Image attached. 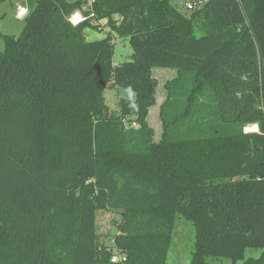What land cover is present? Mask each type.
Wrapping results in <instances>:
<instances>
[{
	"label": "trees",
	"instance_id": "trees-1",
	"mask_svg": "<svg viewBox=\"0 0 264 264\" xmlns=\"http://www.w3.org/2000/svg\"><path fill=\"white\" fill-rule=\"evenodd\" d=\"M190 12L172 0H37L18 37L0 34V264H115L116 253L117 264H167L179 216L196 228L192 264H237L247 249L263 254L243 264H263L264 0ZM102 20L111 31L87 40ZM116 37L133 49L119 65ZM154 69L176 72L158 141ZM129 86L135 98L112 112L105 90ZM102 209L122 216L112 245L97 233Z\"/></svg>",
	"mask_w": 264,
	"mask_h": 264
},
{
	"label": "rangeland",
	"instance_id": "rangeland-1",
	"mask_svg": "<svg viewBox=\"0 0 264 264\" xmlns=\"http://www.w3.org/2000/svg\"><path fill=\"white\" fill-rule=\"evenodd\" d=\"M69 2H75L77 0H68ZM37 0H7L0 4V34L10 35L18 37L23 30V20L26 18L29 12H31L36 6ZM179 5V4H178ZM180 6V5H179ZM181 7V6H180ZM187 16L191 15V12L186 9H180ZM24 12V15L20 14ZM74 14L70 18V22L76 26L77 18H73ZM108 31L111 28L108 26L106 20L100 21L92 28L85 30V36L87 40H97L108 35ZM0 49H4V41L0 36ZM133 49L128 39L115 38V51H114V64L119 65L124 62L130 61ZM153 77L158 81V87L156 92V106H154L148 116V124L155 131V141H158L162 133V122L159 116L160 105L167 97V90L165 85L168 81L176 77V72L173 70L154 69L152 71ZM106 98V104L112 112L118 113L119 111V99H134L135 94L128 90L121 88L109 87L105 90L104 94ZM133 126V125H132ZM134 127V126H133ZM137 124L136 127L137 128ZM122 221L120 213L111 212L106 209L99 210L97 213V233L101 237V240L106 245H112V238L118 233L117 225ZM177 224L173 230L172 243L170 246L167 264H192V253L195 247L196 228L191 221H187L183 217L177 218ZM263 254L261 249H247L244 261H238L237 264H243L248 259H260ZM211 264H232L230 259L218 258L210 259ZM264 264V262H263Z\"/></svg>",
	"mask_w": 264,
	"mask_h": 264
},
{
	"label": "built area",
	"instance_id": "built-area-1",
	"mask_svg": "<svg viewBox=\"0 0 264 264\" xmlns=\"http://www.w3.org/2000/svg\"><path fill=\"white\" fill-rule=\"evenodd\" d=\"M94 1H90L89 2V5L91 6L92 3ZM194 8V6L192 4H188L187 5V9L188 10H192ZM90 17H93V14L90 15ZM73 18H77V23L76 24H80L81 22L85 21L86 20V17H84L80 12H77L74 14ZM100 23V22H98ZM97 22L94 23V26L96 24H98ZM109 33V31H108ZM134 127H136V124H133ZM248 128V127H247ZM247 128H245V132H251L249 130H247ZM113 263L117 264V263H122V262H125L126 261V258L118 253L114 254L113 257H112V260H111Z\"/></svg>",
	"mask_w": 264,
	"mask_h": 264
},
{
	"label": "crops",
	"instance_id": "crops-1",
	"mask_svg": "<svg viewBox=\"0 0 264 264\" xmlns=\"http://www.w3.org/2000/svg\"><path fill=\"white\" fill-rule=\"evenodd\" d=\"M206 0H172V3L175 5V6H177L179 9H186V10H188L187 9V5L188 4H192V5H194V7H200L204 2H205ZM181 6H179V5ZM188 11H190V10H188ZM256 126V128H257V130L256 131H253V132H258L259 130H258V126L257 125H255ZM251 126H249L248 128H247V130H249L250 131V128ZM252 132V131H251Z\"/></svg>",
	"mask_w": 264,
	"mask_h": 264
},
{
	"label": "bare ground",
	"instance_id": "bare-ground-1",
	"mask_svg": "<svg viewBox=\"0 0 264 264\" xmlns=\"http://www.w3.org/2000/svg\"><path fill=\"white\" fill-rule=\"evenodd\" d=\"M24 12H25V11H22V13H20V14L24 15ZM249 129H250V131H252V132L257 130V128H256L255 125L251 126Z\"/></svg>",
	"mask_w": 264,
	"mask_h": 264
},
{
	"label": "clouds",
	"instance_id": "clouds-1",
	"mask_svg": "<svg viewBox=\"0 0 264 264\" xmlns=\"http://www.w3.org/2000/svg\"><path fill=\"white\" fill-rule=\"evenodd\" d=\"M130 93L132 92V89L131 87L129 86V88L127 89Z\"/></svg>",
	"mask_w": 264,
	"mask_h": 264
}]
</instances>
